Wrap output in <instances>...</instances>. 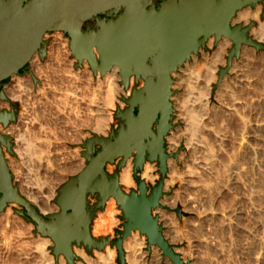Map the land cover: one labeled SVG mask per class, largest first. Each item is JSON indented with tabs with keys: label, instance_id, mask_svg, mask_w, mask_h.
Masks as SVG:
<instances>
[{
	"label": "water",
	"instance_id": "95a60500",
	"mask_svg": "<svg viewBox=\"0 0 264 264\" xmlns=\"http://www.w3.org/2000/svg\"><path fill=\"white\" fill-rule=\"evenodd\" d=\"M259 2L264 5V0H161L158 6L155 0H0V82L19 73L36 51L45 58L44 33L65 30L72 37L77 67L87 60L94 72L105 74L117 65L121 84L129 89L131 77L135 83L130 96L123 98L127 105L114 112L118 127L108 136L93 133L82 143L86 165L59 187L56 212L42 213L20 192L3 150L5 146L15 155L13 137L0 131V213L16 203L19 208L14 212L32 222L35 233L49 237L56 260L64 255L68 264L79 259L74 246L92 252L108 244L116 247L119 264H126L124 241L135 230L147 236L148 249L157 245L174 264H191L166 238L154 214L165 194L167 159L176 157L167 152L166 145L175 127L172 72L193 53L199 54L200 47L206 48L212 35L216 40L224 35L234 43L214 88L228 73L234 56L239 58L242 44L264 50V43L249 34L256 21L232 24L239 9ZM91 17L96 26L83 29ZM7 99L0 90V100ZM16 120L14 107L0 109L4 128ZM130 158L137 187L126 191L120 171ZM146 161L158 163L161 178L156 185L149 186L140 175ZM108 164H117V171L108 173ZM90 197L96 198L95 204L91 205ZM111 197L122 210L123 230L117 231L114 240L96 238L93 219Z\"/></svg>",
	"mask_w": 264,
	"mask_h": 264
},
{
	"label": "bare ground",
	"instance_id": "6f19581e",
	"mask_svg": "<svg viewBox=\"0 0 264 264\" xmlns=\"http://www.w3.org/2000/svg\"><path fill=\"white\" fill-rule=\"evenodd\" d=\"M261 3L262 2L257 3L253 8L252 6L250 7L249 5L242 9H239L236 15L234 16V18L232 19V24L243 23L246 25L251 20H258V21L261 20V15L264 11V5L263 3L262 4ZM249 34L254 39L260 42H264V21H259V24L257 26H253L250 29ZM48 35L49 34L46 33L43 36L42 40L46 38ZM214 44L217 45V48L213 52V56L209 57L208 55L205 54V57L202 60H200L201 58L198 59L197 54H193L192 56L193 63H191V66L187 65V67L195 68V66H197L198 64L200 65V63L202 64L203 62L204 64L203 71H206L208 75L209 74L212 75V78L215 77L216 71L218 69L217 64L222 63L224 65L225 64L227 65V58L225 59L224 56L227 54L228 57V53L230 50L228 48L229 47L231 48L234 43L230 38L224 35H222L218 40H216L215 36L212 35L211 37L208 38L207 46L211 47ZM46 53H47L46 56L48 55L49 57V60L46 63H42L38 59V54H40L39 51H36L30 57L29 61L32 62V65L35 70L33 77H31L30 75L22 76V75H18V73H14L12 74V77L14 79L15 85L8 83L6 85L7 92L4 91V93L6 92L5 93L6 95L8 93L14 99H20V101L21 100L23 101L24 112H21L22 115L20 116L19 124H13L9 128H4L0 125L1 131L12 134L15 133V136L16 135L18 136L16 137L18 141L21 140L24 141L25 144H27V146L26 145L25 146L23 145L24 147L19 146V148L17 149L18 154H20L21 156L28 154H29L28 156H30L31 154L30 152L31 144H29V142L27 143V139L24 136L23 130L27 129V126L29 124L30 125L32 124L31 126L37 124L38 118L40 116V112L44 110L43 103L46 100L47 102L45 103L47 104L50 103L49 102L50 99H53V103L56 102V104L58 101L62 106L56 104L53 105L52 103L51 104L53 106H59V109L63 107V111L60 112L64 113V116H67V114L70 116L72 113H74L71 116L74 115L75 117L74 116L73 117L76 118L78 122L72 118V121L70 120L71 121L70 123L73 124V121H76L77 124L79 123L78 125H83L85 123L86 126L87 124L88 126L91 125L90 129L92 128L93 133H96L98 135L101 134L106 135L107 133H109L108 129L110 127L111 122L113 121V114L110 108L115 106L116 101H119L121 106H124V103L126 102L124 100H121L123 99L121 95L122 94L125 96L130 95V88L126 89L124 85L121 84L120 68L117 65L113 66L105 74H101L100 71L97 72L91 71L92 68L90 67V64L87 60H84V64L82 62V67L74 68V64L77 59L74 57L72 53V49L70 47V42L68 38L63 36V32L61 30L54 31V38L52 39L50 45L47 46L46 44ZM260 54L264 56V53H260ZM239 57H240L239 62L235 63L234 62L235 56H234V58L232 59L231 66L229 68V73L234 72L237 74V76H235L234 78L235 80L233 81L232 79L231 84H227L226 81V84L222 85L223 86L222 91L224 96L223 97L224 101L222 103H224V105L222 109H220L222 110L221 113H223L221 117H217L220 113L219 114L216 113L217 114L216 116L214 115L215 113L213 112L214 114L213 113L212 114L215 116V118L217 117V119H215L213 115L209 113L212 112L214 109H212V111H210V109L208 111L207 109V106L209 104V97H207L208 95H210L208 94L209 91H207L205 95L203 91H201L203 93L202 95V93L200 92L197 93L193 92L192 90L194 88H192L191 92L189 93H188L189 90L187 92L185 91L186 93H188V96L186 95L187 96L186 98L180 99L178 95L174 97V104L177 110V121L183 124L184 127L180 130V132L178 130L179 132L178 134L176 133V135L174 136L172 135L169 138V147L167 152L176 153V157H170L167 159V166L169 169L170 178L166 180L164 188L165 189L175 188V190L174 191L172 190L173 194L171 195V197H167L164 200H162V206L158 207V212L161 219L166 220L168 233L165 236L166 238L168 237L171 238L172 242H176L177 244H180L182 242L183 232H184L183 227L186 228L185 230H188L193 234V236L191 237L192 240L190 239L192 245L188 250L180 249V248L176 249L178 252L182 254L184 260L189 261L191 264H199V259H203L202 258L203 255H201L203 252L199 253L200 249L197 250L198 246L199 247L203 246L207 249L211 245L216 244V242L219 244L218 232L219 231L221 232V230L228 233L231 232V230H235L234 232H237L236 235H238L241 238V242L239 241L240 247L239 248L237 247L236 249H240L243 255L252 254V257L257 262L262 259L264 260V230H262L263 231L261 232L262 234L261 233L260 235L258 234L259 232L258 229L264 228V190H263L264 189L263 188L264 113L263 111L261 112L262 109L261 110L259 109L260 107H262L260 106V103L264 101V91L262 92L263 90L262 88L264 87V82H263L264 75L262 77L263 80L259 78L262 75L259 76L258 74H257L258 75L257 79H255L257 81L261 79L260 80L261 84L263 83V85H261L259 81V84L263 86L260 90L257 88L259 84L257 85V83H255L257 86L256 85L254 86V82H255L254 78L256 75L253 76L252 67L249 68L250 66H253L249 64L253 63L252 61L254 60L255 57V50L251 48V46L242 44L240 48ZM261 61L262 60H260V62ZM262 63H264V60ZM258 67L262 68L260 65ZM187 69L185 70V72H187ZM250 69L251 71L249 72ZM261 70L263 71V68ZM92 72L95 73L98 77V80L96 81L95 84L98 86V88L95 89L96 96L98 97L92 96L93 99L97 98V104L96 101L93 102L95 103L94 105L92 103L93 107L89 103L91 101H88L90 99L88 91H87L88 92L87 96L89 97V99L87 98L88 102L86 101L85 91L87 89H85L84 91L85 93L83 92V90L81 91V89L85 87V85H83L84 87H82V84H84L86 78L90 79L92 77L91 76ZM189 72L185 74L183 73L184 74L183 77H182L183 74L180 75V80L179 82L175 83V87L181 86L188 76L189 78L191 77L195 78V80L191 78L194 81L193 82L191 80L193 82V85L195 84L194 85L195 88L198 87V85L200 86V84L202 83L204 84V82L200 83L201 80L204 81L202 79L203 75L200 69L198 72H195V75H193L194 74L193 71H192L193 74ZM251 72L252 74H250ZM176 74L177 73H175V75ZM39 79L42 81V85L38 86V92H37L38 94L36 93L34 94L30 86L34 80L37 84L39 82ZM89 81L87 82L89 83ZM91 82L92 81H90V83ZM54 84L56 86L60 85L59 87L61 88L65 87L64 88V90L66 89L65 93L64 91H62L63 93L62 92L61 94L59 93L60 94L59 97L56 96L58 94L56 93V91H58L59 88L54 86ZM206 85L208 88L209 82H207L205 86ZM88 86L90 87V85ZM201 87L203 86L201 85L200 88ZM77 88H78V93L76 94ZM207 88L206 90H208ZM60 89L59 91H61ZM184 89L186 88L184 87ZM67 90L68 91L72 90V91L67 92ZM88 90L90 91V89ZM92 90L93 91H91L90 94L94 92V89ZM196 90L200 91L197 88ZM221 97L222 95L220 96V98ZM55 99H57V101ZM75 104L78 106H75ZM1 105L8 106L9 104L2 101ZM44 107L46 108V106ZM51 109H49V111ZM250 112L251 114H253V117H251L252 115L249 114ZM49 114L47 115L44 114V115L50 116ZM48 118L49 117H47V119ZM61 118L67 119L70 117L67 116L63 118L62 116ZM90 120H91V124H89ZM22 123H24V125L26 124V128L23 127L24 128L23 130H22V126H23ZM233 123H235L234 124L235 126L233 125ZM65 124H67V122H65ZM36 127L38 128V125ZM28 128L32 129V127H28ZM49 131L50 130H48L47 132ZM41 140L39 141L41 142ZM39 146L41 147V145ZM47 155H49V153ZM41 156H40V161H41ZM78 156H79L78 152H76L74 155H70V157L66 158L67 162L65 163H68L71 166H76L78 168L77 170L80 171L84 168L85 164L83 162L84 160L82 158H79ZM6 159L8 161V166L10 167L11 170L13 171L15 170L17 172V175L20 174V177L24 176L21 173V169L17 165L18 161L16 162L15 159L11 158L8 155L6 156ZM128 160H129L127 161L128 163L122 168L120 172V183L123 186L124 190L126 191H129L131 188H133L136 185V182L133 178V160L132 158ZM44 162H46V160ZM156 163L157 162L152 163L146 161L144 164V169L142 171V178L147 182H151V183L154 182L156 177L158 176L154 174V170L156 169V165H155ZM46 165L49 166V164ZM50 169L48 171H50ZM33 170L35 171V169ZM24 179L26 178L22 179L23 182L25 181ZM26 182L23 184L26 195L24 194L23 188L21 189L22 190L21 193L24 196H26V198L30 200V202L38 206L42 211V213H47L59 207V206L58 207L53 206L54 204L52 205L50 203V199L54 197V193H55L54 192L55 188L52 187L51 184H50L51 186L48 185L49 186L48 191H43L44 187L42 188V185L40 184L39 186H36L38 184L37 182H36L37 184L35 183L32 184L29 181ZM109 204H110L109 209L112 210L113 207L115 206L114 201L111 199ZM178 206L182 207V210L185 213L197 214L198 215L197 220L195 219L190 220L186 217L184 221L180 222V220H178V218L176 217L175 213H173L172 215L167 213L168 209H176ZM7 212H8L7 216L12 218L11 217L12 210L9 208ZM182 224L184 226H182ZM99 233H100L99 230L94 232V234H99ZM132 234H135L133 236L135 237L133 241L136 242L137 241L136 237L138 233H134L133 231ZM225 235H227V233H225ZM230 235L229 237H231ZM229 237L226 238L227 242L224 241L225 243H228ZM46 240L48 243H52V240H50L49 238H47ZM221 240H223V238ZM232 240H230V244L234 243L231 242ZM218 244L217 246H219ZM230 244L227 245L233 246ZM3 246L5 248H9V246L6 243H4ZM156 248L159 249L157 245ZM229 248L231 249V247ZM38 250L32 251L31 253L29 252V254L32 255L30 257L32 258L36 257L37 259L41 257L40 259L43 258L44 260L45 257L44 253H40L43 249L42 250L40 249L39 250L40 252H38ZM74 250L76 254L79 257H81L87 264L88 263L91 264L90 262L91 259H89V256L87 255L86 251L83 248L74 247ZM207 250L209 251V248ZM225 251H222L221 253ZM218 252L220 253V251ZM227 252L229 253V251ZM231 252L232 251H230V253ZM98 254L100 259L104 258L102 253L98 252ZM24 255L26 254L24 253ZM205 255L207 256V254ZM205 255L204 257L206 258ZM211 257L212 256H210V258ZM62 258L64 257H61V259ZM251 258L249 260H251ZM64 259L62 260L64 261ZM166 259L169 260L172 264H174L168 256Z\"/></svg>",
	"mask_w": 264,
	"mask_h": 264
},
{
	"label": "rangeland",
	"instance_id": "374dc122",
	"mask_svg": "<svg viewBox=\"0 0 264 264\" xmlns=\"http://www.w3.org/2000/svg\"><path fill=\"white\" fill-rule=\"evenodd\" d=\"M262 4V3H261ZM251 7V6H250ZM253 8V7H252ZM263 14V13H262ZM254 21H256V24H255V26H257L258 24H259V21H264V15H261V20H254ZM237 24V23H236ZM49 36V35H48ZM47 36V37H48ZM46 37V38H47ZM51 37V36H50ZM264 43V42H263ZM207 46V45H206ZM217 48V45L216 44H214L213 46H211V47H209V46H207L206 48H203V47H201L200 48V52H199V54H197V58L198 59H200V60H202L204 57H205V54L206 55H208L209 57H211V56H213V52L215 51V49ZM251 48H253L254 50H255V57H254V60L252 61L253 63H250L249 65H253V66H250L249 68H251L252 67V72H253V74H252V72L250 73V74H252L253 76H255V78H254V80L255 79H257V77H258V75L259 76H261V77H259V78H261L262 79V77H263V75H264V63H262L263 62V55H261L260 53H264V50H260V51H258L256 48H254V47H251ZM228 49H230V47L228 48ZM73 53V52H72ZM204 55V56H203ZM260 55H261V57H260ZM257 56V57H256ZM46 57V56H45ZM75 57V56H74ZM225 57V59L227 58V54L224 56ZM256 58H260L259 60L258 59H256ZM239 59H240V57L239 58H237V57H235L234 58V62L235 63H238L239 62ZM48 60L49 59H47V62H48ZM260 60H262L261 62H260ZM259 61V62H258ZM255 62V63H254ZM44 63H46V62H44ZM191 63H193V59L191 58L190 60H186L185 62H184V64L182 65V66H180L179 68H178V70L177 71H175V72H172V77L174 78V82H173V84H172V88L176 91L175 92V94H173L172 95V97H171V100H172V102H173V107H174V124H175V127L173 128V129H171V131L168 133V135H167V137H166V145H167V150H168V147H169V138L173 135H176V133L178 134L179 132H180V130L184 127V125L183 124H181L180 122H178L177 121V110H176V108H175V104H174V97L175 96H179V98L180 99H183V98H186L187 96H188V93L189 92H191V90H192V88H194L192 91L193 92H200V93H202L201 91H203V93H204V95H205V93H207V91H209V93L208 94H210V95H208L207 97H209V104H208V106H207V109H208V111H209V109H210V111H212V109H214L212 112H209V113H213L214 115H216L217 116V114L216 113H220L217 117H221V115L223 114V113H221V111L222 110H220V109H222V107H223V105H224V103H222L223 101H224V96H223V89H222V85L223 84H226V81H227V84H231V82H232V79H233V81L235 80L234 78H235V76H237V74L236 73H229V70H228V73H226L225 75H224V77H223V79L224 80H222L223 82H221L220 83V85H218L216 88H214V86L217 84V82H218V79H219V71H220V68L221 67H224V66H226V64L224 65V64H222V63H218L217 64V66H218V69H217V71H216V76L215 77H213L212 78V75H208L207 74V72L206 71H203V69H204V64H203V62H202V64L200 63V65L198 64L197 66H195V68L194 67H187V65H189V66H191ZM261 63V64H260ZM84 64V63H83ZM256 64V65H255ZM258 64V65H257ZM248 65V66H249ZM261 66L262 68H263V71L261 70L262 68H260V67H258V66ZM199 67H201V68H199ZM188 68V69H187ZM193 68V69H192ZM248 68V69H249ZM257 70H256V69ZM184 71H183V70ZM187 69V72H189V69H190V72L192 73V71H193V75H195V72H198L199 71V69H200V71L202 72V75H203V80L204 81H200V83H202V82H204V84L202 83V84H200V86L202 85L203 87H205V88H203V87H201V88H203V89H201L200 88V86L198 85V87H196L197 89H199L200 91H198V90H196V88L194 87V85H193V80L192 79H194L195 80V78L194 77H191V78H189V76L187 77V79L183 82V83H185V84H183L182 83V85L181 86H176L175 87V83L176 82H179V80H180V75H182L183 73L185 74V73H187V72H185V70ZM195 69V70H194ZM254 69V70H253ZM259 70V71H258ZM261 70V71H260ZM91 71H93L92 69H91ZM251 71V69L249 70V72ZM259 73H258V72ZM189 72V73H190ZM257 72V73H256ZM263 72V73H262ZM175 73H177L176 75H175ZM180 73V74H179ZM205 73V74H204ZM93 73H91V80L90 79H87L86 78V80L87 81H92L91 83H93V84H91L90 83V81H89V83L85 80L84 81V84H82V87H84L83 85H85V87L83 88V89H81V91L83 90V92L85 91V89H87L85 92H86V94H85V98H86V101H87V98L89 99V97H90V99L88 100V101H91V102H89L90 104H91V106L93 107V105L95 104V103H93V102H95L96 101V104H97V98H94L93 99V97L92 96H96V90L95 89H97L98 88V86L97 85H95L96 84V81L98 80L97 78H96V76H94V75H92ZM184 74L182 75V77L184 76ZM258 74V75H257ZM178 76V77H177ZM205 77H206V79H205ZM217 77V78H216ZM231 77V78H230ZM264 78V77H263ZM226 79V80H225ZM231 79V80H230ZM261 79H259V81L261 80ZM7 80V79H6ZM94 80V81H93ZM193 82H192V81ZM263 80V79H262ZM191 81V82H190ZM225 81V82H224ZM230 81V82H229ZM259 81H257V80H255V82H254V86L256 85L255 83H257V85L259 84ZM7 82V81H6ZM207 82H209V85H208V88H207V85L205 86V84ZM263 82H264V80H263ZM86 83V84H85ZM260 84H261V81H260ZM258 85V89H260L261 90V88L263 87V86H261V85H263V83L261 84V85ZM87 85V86H86ZM88 85H90V87L88 86ZM91 85H92V87H91ZM184 85V86H183ZM256 85V86H257ZM54 86H56L55 84H54ZM60 86V85H59ZM59 86H56V87H58L59 89L61 88V87H59ZM93 86H95V87H93ZM133 86H135V83H134V81H133V84H132V86H131V90H132V87ZM211 88H210V87ZM220 86V87H219ZM260 86V87H259ZM184 87L187 89H184ZM188 87V88H187ZM65 88V87H64ZM64 88H61L60 90L61 91H59V89H58V91H56V93H58L56 96H58L59 97V95L61 94V92L62 91H64V93H65V90H64ZM206 88L208 89V90H206ZM88 89H90V91L88 90ZM92 89H94V92L92 93V94H90V92L91 91H93ZM219 89V90H218ZM263 90H262V92L264 91V87L262 88ZM131 90H130V94H131ZM189 90V91H188ZM72 91V90H71ZM71 91H68L67 90V92H71ZM89 92V97L87 96L88 94V92ZM188 91V93H186V92ZM206 91V92H205ZM38 91H36L35 93L36 94H38L37 93ZM84 92V93H85ZM217 92V93H216ZM219 92V93H218ZM34 93V94H35ZM60 93V94H59ZM63 93V92H62ZM78 93V88H77V92H76V94ZM95 93V94H94ZM184 93V94H183ZM203 93H202V95H203ZM222 93V94H221ZM181 94V95H180ZM18 95H19V93H18ZM187 95V96H186ZM190 95V94H189ZM222 95V100H221V98H220V96ZM7 96H8V100H9V98H10V100L8 101V100H2L3 102H6V103H8L9 105L8 106H4V107H7V108H10V106L11 105H14L15 107H16V110L18 109V110H20L21 112H24L23 110H24V105H23V101L21 100L20 101V99H14L13 97H11L8 93H7ZM128 96H130V95H128ZM128 96H125V95H121V97H125V98H127ZM96 97H98V96H96ZM182 97V98H181ZM54 98H55V96H54ZM62 98V97H61ZM58 99V98H57ZM57 99H55L56 101H57ZM43 100V99H42ZM121 100H123V99H121ZM1 101V102H2ZM87 101V102H88ZM45 102H47V100L45 101ZM43 103V111H41L40 112V116H39V118H38V122H37V124H34L33 126L35 127H33V126H31L30 124L27 126V129H24V128H26V124L24 125V123H22V130H23V133H24V136L26 137V139H27V143L29 142V144H31L30 145V152H31V154H30V156H28V155H23V156H21L20 154H18V152H17V149L19 148V146L20 147H24L25 145L27 146V144H25L24 143V141H21V140H19L18 141V139L16 138V137H18L17 135L15 136V133H7V132H3V131H1L3 134H7V135H10V136H12L13 138H14V147H13V149H14V151H15V155H12V154H10V153H8L7 152V150H6V148L5 147H3V150L5 151V157L8 155V156H10L11 158H13V159H15L16 160V162H17V165H18V167L21 169V173L24 175V176H26V177H24V176H21L20 177V174L19 175H17V172L15 171H13V170H11L12 171V173H13V175H14V183L19 187V190H20V192H22V188H23V191H24V187H23V184L26 182V181H29V182H31L32 184H37L36 186H39V184L40 185H42V188L44 187V190L43 191H48L49 189V186L48 185H52V187H54L55 189H54V197L53 198H51L50 199V203L53 205V206H57L58 207V205L55 203V201H54V199H55V197L57 196V194H58V189H59V187L62 185V184H64L66 181H68V179L71 177V176H75L76 174H78L80 171H78L77 169V167L76 166H71L70 164H68V163H65V162H67V159L66 158H68V157H70V155H74L76 152H78V157L79 158H82L84 161V164L86 165V162H87V160H86V158L82 155V151L84 150V148L82 147V143L84 142V141H86L88 138H90V137H92V135H93V132H92V128L90 129V127H91V125L90 126H88V124H87V126L85 125V123L83 124V125H78L77 123H76V121L78 122V120H76V118H74L73 116H71L72 114H74V113H72L70 116L67 114V116L68 117H70V118H64V117H67V116H64V113H61L62 111H63V107H61L60 109H59V106H62V105H60V103L57 101V104H56V102L55 103H53V99H50L49 100V104H47V103ZM54 105V104H56V105H59V106H53L52 104ZM59 103V104H58ZM92 103H93V105H92ZM262 103L264 104V101H262ZM262 103H260V106H262V107H260L259 109L261 110V112L263 111V113H264V106H263V104ZM46 104V105H45ZM216 104V105H215ZM222 104V105H221ZM49 105V106H48ZM127 104L126 103H124V106H121V104H120V102L119 101H116L115 102V108L114 107H112V108H110V110L112 111V114H113V121L111 122V124H110V127H109V133H110V131H111V129L112 128H116V127H118V120L117 119H115L114 118V112H115V110L118 108V107H121V108H124L125 106H126ZM44 106H46V108L44 107ZM51 106V107H50ZM75 106H78V105H76L75 104ZM1 107H3L2 105H1ZM50 107V108H49ZM55 107H57V108H54ZM209 107V108H208ZM211 107H213V108H211ZM218 107V108H217ZM259 107V106H258ZM52 108V109H51ZM46 109H48V110H46ZM49 109H51L50 111H52V112H50L49 111ZM216 109V110H215ZM220 111H219V110ZM53 110H54V113L57 111V110H59V111H57L58 112V114H57V112L54 114L53 113ZM56 110V111H55ZM218 110V111H217ZM44 111H45V113H44ZM50 112V114H49V112ZM61 111V112H60ZM215 111H217V112H215ZM54 114V115H52V114ZM61 113V114H60ZM44 114H49L50 116H46V115H44ZM212 114V115H213ZM250 115H252L251 117H253V114H251V112L249 113ZM22 115V114H21ZM213 115V117L215 118V116ZM44 116V117H43ZM63 116V118L64 119H62L61 117ZM47 117H49L48 119H47ZM217 117L215 118V119H217ZM72 118L73 119H75L76 121H73V124L72 123H70L71 121H72ZM42 119V120H41ZM218 119H220V118H218ZM40 120H41V122H40ZM71 120V121H70ZM40 122V123H39ZM60 123V124H58V123ZM65 122H67V124H65ZM57 123V124H56ZM13 124H19V122H12L8 127H6V128H9V127H11ZM41 124V125H40ZM48 124V125H47ZM57 126H56V125ZM89 124H91V120L89 121ZM235 123H233V125H234ZM0 125L2 126V127H4L3 126V124H1L0 123ZM38 125V128L36 127V126ZM60 125V126H59ZM73 125V126H72ZM44 126V127H43ZM235 126V125H234ZM24 127V128H23ZM28 127H32V129H30V128H28ZM42 127V128H41ZM46 127H48V128H46ZM73 127V128H72ZM41 130H40V129ZM30 131H29V130ZM27 132H26V131ZM48 130H50L49 132H47ZM178 130H179V132H178ZM25 131V132H24ZM41 131V132H40ZM52 131V132H51ZM75 131V132H74ZM177 131V132H176ZM50 132H51V134H50ZM55 132V133H54ZM56 132H57V134H56ZM84 132V133H83ZM26 133H28V134H26ZM41 135H40V134ZM43 133V134H42ZM109 133H107L106 135H100V136H108L109 135ZM30 134V135H29ZM37 136H36V135ZM46 136H45V135ZM73 134V135H72ZM75 134V135H74ZM85 134V135H84ZM30 137H29V136ZM36 136V137H35ZM45 136V137H44ZM49 138V139H48ZM51 138V139H50ZM57 138V139H56ZM36 139V140H35ZM42 139V140H41ZM48 139V140H47ZM31 140V141H30ZM39 140H41V142L39 141ZM50 140H53V141H56V142H53V141H50ZM59 140V141H58ZM81 140V141H80ZM19 142V143H18ZM40 142V143H39ZM44 142H45V144H44ZM58 142V143H57ZM36 143H39V144H36ZM51 143V144H50ZM20 144V145H19ZM44 144V145H43ZM53 144V145H52ZM22 145V146H21ZM24 145V146H23ZM39 145H41V147L39 146ZM52 145V146H51ZM58 147H57V146ZM33 147H35V148H33ZM39 148H40V150H39ZM47 148V149H46ZM42 149V150H41ZM44 149V150H43ZM59 149V150H58ZM183 150V149H182ZM39 151V152H38ZM44 151V152H43ZM60 153H59V152ZM29 152V151H28ZM29 152V153H30ZM47 152V153H46ZM64 152V153H63ZM49 153V155H47ZM73 153V154H72ZM33 154V155H32ZM65 154V155H64ZM42 155V156H41ZM63 155V156H62ZM68 155V156H67ZM27 156H28V158H27ZM40 156H41V161H40ZM46 156V157H45ZM62 156V157H61ZM31 157H32V159H31ZM23 158V159H22ZM43 158V159H42ZM49 158V159H48ZM60 158V159H59ZM65 158V159H64ZM27 159V160H26ZM46 160V162H44ZM50 160V161H49ZM70 160V159H69ZM20 161V162H19ZM29 161V162H28ZM40 161V162H39ZM129 161V160H128ZM28 162V163H27ZM50 162V163H49ZM150 162V161H149ZM21 163H23V164H21ZM44 163V164H43ZM49 164V166L48 165H46V164ZM56 163V164H55ZM59 163V164H58ZM128 163V162H127ZM40 164V165H39ZM43 164V165H42ZM51 164V165H50ZM61 164V165H60ZM65 164V165H64ZM25 165V166H24ZM43 167H42V166ZM53 165V166H52ZM64 165V166H63ZM156 165V169L154 170V174H156V175H158L157 177H156V179H155V181L154 182H147L148 183V185L149 186H153V185H156L157 184V182L160 180V178H161V174L159 173V167H158V163H156L155 164ZM32 166V167H31ZM37 167V169H36V167ZM38 166H39V168H38ZM52 166V167H51ZM57 166V167H56ZM85 167V166H84ZM32 168V169H31ZM51 168V169H50ZM33 169H35V171L33 170ZM50 169V171H48ZM73 169V170H72ZM38 170V171H37ZM44 170V171H43ZM46 170H47V172L49 173V175H48V173L46 172ZM107 171H108V173H110V174H113L114 172H116L117 171V164H108L107 165ZM37 172V173H36ZM40 172V173H39ZM54 172V173H53ZM69 172V173H68ZM121 172V171H120ZM53 173V174H52ZM141 177H142V172H141ZM23 178H26V179H24L25 181L23 182ZM170 177H169V169H168V172H167V174H166V177H165V183H166V180H168ZM37 179V180H36ZM37 182V183H36ZM44 182V183H43ZM47 182V183H46ZM27 183V182H26ZM31 183H28V184H31ZM47 184V185H46ZM50 185V186H51ZM137 186L135 185L133 188H136ZM165 187V186H164ZM263 188H264V185H263ZM164 190H165V194H164V196L162 197V200H164L165 198H167V197H171V195L173 194V191L175 190V188H172V189H170V188H164ZM173 190V191H172ZM264 190V189H263ZM26 192L24 191V194H25ZM26 195V194H25ZM228 196V195H227ZM230 197V196H229ZM90 199H91V205H93V204H95V202H96V198L95 197H90ZM113 200L114 201V203H115V206L113 207V209L111 210V209H109L110 208V200ZM162 200H161V204H162ZM236 202V201H235ZM38 207V206H37ZM11 209L12 210V212H11V217L12 218H10V217H8L7 216V210L8 209ZM15 208H19L18 207V205L17 204H15V203H12V204H10L7 208H6V210L4 211V212H2V213H0V264H68L67 263V260H66V258H65V256L64 255H61L60 257H59V259L58 260H56V258H55V256H54V254L52 253V251H51V247L53 246V241H52V243H48L47 242V238H49V237H44V236H42L40 233H35V225L32 223V222H30V221H27L25 218H23L22 216H20L19 214H17L16 212H14V209ZM39 208V207H38ZM40 209V208H39ZM59 210V207L57 208V209H53L52 211H49V212H47V213H52V212H56V211H58ZM167 210V209H166ZM178 210H180V212H178ZM110 212H112V213H109ZM167 213L168 214H173V213H175V215H176V217L178 218V220H180V222L181 221H184V219L187 217L188 219H190V220H197V218H198V215L197 214H195V213H185L183 210H182V207H180V206H178L176 209H168L167 210ZM46 214V213H45ZM154 214H156V215H158L159 216V212H158V208L154 211ZM191 215V216H190ZM121 216H122V210L119 208V206H118V204H117V202H116V200H115V198H113V197H111L109 200H108V202L106 203V206H105V208H103V209H100V210H97L96 211V214H95V217H94V219H93V222H92V234H93V236H95L96 238H100V237H108V238H110V240H114L115 238H117V231H119V230H123V220H122V218H121ZM14 217V218H13ZM196 217V218H195ZM159 220H160V223L163 225V227H164V234L166 235L168 232H167V230H168V227H167V224H166V220L165 219H161V217L159 216ZM182 226H184L183 224H182ZM184 229H183V240H182V242L180 243V244H177L176 242H172L171 241V238H167L172 244H174L175 246H176V249H186V250H188L189 248H190V246L192 245V243H191V237L193 236V234L190 232V231H188V230H185L186 228L185 227H183ZM260 229H261V231H260ZM260 229H258V234L260 235V233L261 232H263L262 230H264V228H260ZM97 230H99L100 231V233L99 234H94V232H96ZM235 230H231V232H225V231H223V230H221V232L219 231L218 232V235H219V238H218V241H219V244L216 242V244H213V245H211L210 247H208L209 248V251L205 248V247H203V246H198L197 248V250H199V253L201 252H203V253H205V254H207V256L205 255V254H201V255H203L202 256V258L203 259H199V264H250V263H252V264H264V260L262 261V260H260V261H255V259L252 257V254H250V255H243L242 253H241V251H240V249H236L237 247L239 248L240 247V242H241V238L238 236V235H236L237 234V232H234ZM188 232V233H187ZM227 233V235L229 234L231 237H229V235L227 236V235H225V233ZM134 233H138L137 234V241L136 242H134L133 241V239L135 238V237H133L135 234H132L130 237H128L125 241H124V249H125V259H126V264H172L169 260H167L166 258H167V256L166 257H164L163 256V253H162V251L160 250V248L158 249V248H156V245L155 246H152V248L151 249H148V247H147V236L146 235H144V234H141L140 233V231L139 230H135L134 231ZM191 235H190V234ZM220 233H221V235H220ZM224 233V234H223ZM223 234V235H222ZM262 234V233H261ZM187 238H185V237ZM188 236V237H187ZM224 236V237H223ZM239 238H238V237ZM229 237V240H228V243H225V242H227L226 240V238H228ZM235 237H236V239H235ZM223 238V240H221ZM234 238V239H233ZM50 239V238H49ZM191 239V240H190ZM221 241H220V240ZM233 239V240H232ZM51 240V239H50ZM217 240V239H216ZM230 240H232L231 242H234V243H232V244H230ZM225 241V242H224ZM240 241V242H239ZM190 242V243H189ZM239 242V243H238ZM4 243H6L8 246H9V248H5L4 246H3V244ZM215 243V242H214ZM217 244L220 246H217ZM230 244V245H233V246H228V245ZM236 244V245H235ZM239 245V246H238ZM224 246V247H223ZM226 246V247H225ZM19 247V248H18ZM39 247H40V249L42 250L41 252L39 251L40 249H39ZM74 247H77V246H74ZM201 247H202V249H201ZM212 247V248H211ZM217 247V248H216ZM229 247H231V249L229 248ZM81 248H83L85 251H86V253H87V255L89 256V259H91L90 260V262H91V264H119V261H118V254H117V249H116V247L115 246H111L110 244H108L103 250H97V249H93L92 250V252H88L84 247H81ZM219 248V249H218ZM221 248V249H220ZM226 248V249H225ZM234 248H235V250H234ZM39 249V250H38ZM206 249V250H205ZM216 249H218V250H216ZM230 249V250H229ZM36 250H38V252H40V253H44V260H43V258L42 259H40V258H36V257H34V258H32V257H30V256H32V255H30L29 254V252L31 253L32 251H36ZM213 250H214V253H213ZM226 250V251H225ZM236 250H238V251H236ZM206 251V252H205ZM218 251H220V253L218 252ZM222 251H225V252H223V253H221ZM227 251H229V253L227 252ZM230 251H232L231 253H230ZM97 252V253H96ZM98 252H100V253H102L103 254V256H104V258L103 259H100L99 258V254H98ZM209 253V255H208V253ZM24 253L26 254V255H24ZM240 253V254H239ZM212 254V255H211ZM217 256H216V255ZM223 254V255H222ZM225 254V255H224ZM29 255V256H28ZM47 255V256H46ZM204 255L206 256V258L204 257ZM222 255V256H221ZM229 255V256H228ZM210 256H212L211 258H210ZM240 257V258H238V257ZM247 256H249V257H247ZM26 257H27V259H26ZM29 257V258H28ZM61 257H64V258H62V259H64V261L61 259ZM252 257V258H251ZM242 258H244V259H242ZM251 258V260H249ZM47 259V260H46ZM204 259H206V260H204ZM211 259V260H210ZM253 259H254V261H253ZM62 260V261H61ZM242 262H241V261ZM32 261V262H31ZM167 261V262H166ZM201 261V262H200ZM262 261V262H261ZM79 262H80V264H87L81 257H79V259L77 260V262H76V264H79ZM204 262V263H203ZM207 262V263H206ZM244 262H246V263H244ZM249 262V263H248ZM89 264V263H88Z\"/></svg>",
	"mask_w": 264,
	"mask_h": 264
},
{
	"label": "built area",
	"instance_id": "2783aa9c",
	"mask_svg": "<svg viewBox=\"0 0 264 264\" xmlns=\"http://www.w3.org/2000/svg\"><path fill=\"white\" fill-rule=\"evenodd\" d=\"M48 34H49V36L47 37L48 40H47V41L45 40L47 46L50 45L52 39L54 38V32H49ZM50 36H51V37H50ZM63 36H64V34H63ZM64 37H65V36H64ZM45 39H46V38H45ZM70 57H71V56H70ZM38 59H39L42 63H44V62H47V59H49V57H48V55H47L46 58H42L41 55L38 54ZM76 64H77V60H76V62H75V64H74V68H77ZM27 65H28L27 67L25 66V67H26V68H25V71H24L22 74L18 73V75H22V76L30 75L31 77H33V74H34L35 70H34V67H33V65H32V62H31V61H28ZM80 67H82V65H81ZM92 73H93V72H92ZM92 75H94V76L97 77V75H96L95 73H93ZM97 79H98V77H97ZM8 83H11L12 85H15V83H14V79H13L12 76H11V77L9 78V80L4 84L3 91H6V92H7V90H6V85H7ZM41 85H42V81H41L40 79H39V82H38L37 84H36V82H35V80H34V81L32 82V84H31L30 88H32L31 90L33 91V93H35L36 91H38V86H41ZM9 100H10V98H9ZM9 100H8V101H9ZM16 112H17V120H16V122H20L21 111L17 109Z\"/></svg>",
	"mask_w": 264,
	"mask_h": 264
},
{
	"label": "flooded vegetation",
	"instance_id": "af4514ba",
	"mask_svg": "<svg viewBox=\"0 0 264 264\" xmlns=\"http://www.w3.org/2000/svg\"><path fill=\"white\" fill-rule=\"evenodd\" d=\"M160 2H161V0H155V4H156V6H158L159 4H160ZM96 26V21L93 19V17H91V18H89V19H87V20H85L84 21V23H83V25H82V28L83 29H85V30H91V29H93L94 27ZM62 32H63V34H64V36L65 37H67L68 38V40H69V42L71 43V40H72V37H71V35H70V33L69 32H67V31H65V30H61ZM49 32H54V31H47L46 33H49ZM45 33V34H46ZM44 34V35H45ZM43 35V36H44ZM215 36V35H214ZM47 41L48 39L46 38H44L43 39V41ZM208 41V40H207ZM206 45H207V42H206ZM201 48V47H200ZM199 52H200V49H199ZM194 54V53H193ZM193 54H192V56H193ZM192 56H191V58H192ZM28 65H26V67H27ZM26 67H24L22 70H20V74H22L24 71H25V68ZM173 72H175V71H173ZM9 79H7V80H3L2 82H0V90H2L3 89V87H4V84L6 83V81H8ZM141 84H143V81H141ZM141 86V85H140ZM130 88V87H129ZM131 90V89H130ZM1 101L2 100H0V103H1ZM12 107H14V109L16 110V107L14 106V105H11L10 106V108H7V107H1V104H0V108H1V110H10ZM13 143H14V138H13ZM106 169H107V167H106Z\"/></svg>",
	"mask_w": 264,
	"mask_h": 264
},
{
	"label": "crops",
	"instance_id": "0c3cea01",
	"mask_svg": "<svg viewBox=\"0 0 264 264\" xmlns=\"http://www.w3.org/2000/svg\"><path fill=\"white\" fill-rule=\"evenodd\" d=\"M83 63H84V61H83ZM133 81H134V77H132L131 78V80H130V88H131V86H132V84H133ZM6 93V92H5ZM1 104V103H0ZM1 109V108H0Z\"/></svg>",
	"mask_w": 264,
	"mask_h": 264
}]
</instances>
